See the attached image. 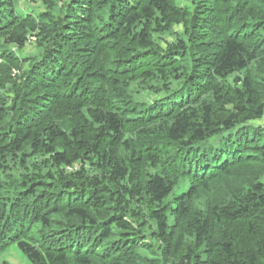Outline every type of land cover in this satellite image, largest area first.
I'll return each mask as SVG.
<instances>
[{"label":"trees","instance_id":"16d2710c","mask_svg":"<svg viewBox=\"0 0 264 264\" xmlns=\"http://www.w3.org/2000/svg\"><path fill=\"white\" fill-rule=\"evenodd\" d=\"M12 245L31 264H264V0H0Z\"/></svg>","mask_w":264,"mask_h":264},{"label":"rangeland","instance_id":"374dc122","mask_svg":"<svg viewBox=\"0 0 264 264\" xmlns=\"http://www.w3.org/2000/svg\"><path fill=\"white\" fill-rule=\"evenodd\" d=\"M23 6V3H21ZM38 5H40L39 3H31L30 7L31 8H36ZM32 48L31 44H27V46L25 47V52L29 51ZM5 259L8 262H10L11 264H31L26 258L25 256L18 250L16 249V247L14 245H12L11 247H9L1 256H0V260Z\"/></svg>","mask_w":264,"mask_h":264}]
</instances>
